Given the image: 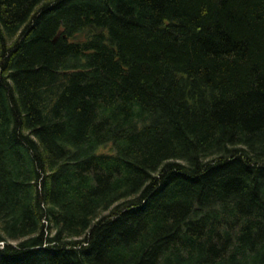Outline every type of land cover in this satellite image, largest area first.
<instances>
[{"label": "trees", "instance_id": "1", "mask_svg": "<svg viewBox=\"0 0 264 264\" xmlns=\"http://www.w3.org/2000/svg\"><path fill=\"white\" fill-rule=\"evenodd\" d=\"M0 264H264V0H0Z\"/></svg>", "mask_w": 264, "mask_h": 264}]
</instances>
